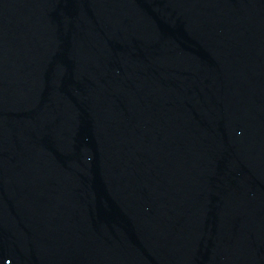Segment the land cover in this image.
Returning <instances> with one entry per match:
<instances>
[{
    "label": "water",
    "instance_id": "obj_1",
    "mask_svg": "<svg viewBox=\"0 0 264 264\" xmlns=\"http://www.w3.org/2000/svg\"><path fill=\"white\" fill-rule=\"evenodd\" d=\"M0 264H264V0H0Z\"/></svg>",
    "mask_w": 264,
    "mask_h": 264
}]
</instances>
